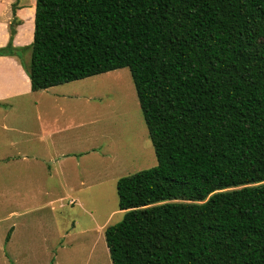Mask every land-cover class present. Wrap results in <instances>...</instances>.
Returning a JSON list of instances; mask_svg holds the SVG:
<instances>
[{
  "label": "trees",
  "instance_id": "obj_1",
  "mask_svg": "<svg viewBox=\"0 0 264 264\" xmlns=\"http://www.w3.org/2000/svg\"><path fill=\"white\" fill-rule=\"evenodd\" d=\"M31 91L127 68L155 167L116 182L112 264H264V0H36Z\"/></svg>",
  "mask_w": 264,
  "mask_h": 264
},
{
  "label": "rangeland",
  "instance_id": "obj_2",
  "mask_svg": "<svg viewBox=\"0 0 264 264\" xmlns=\"http://www.w3.org/2000/svg\"><path fill=\"white\" fill-rule=\"evenodd\" d=\"M5 1L0 0V22L10 14ZM14 1L11 0V4ZM35 2L19 0L17 10L32 9ZM31 16L24 12L18 19L20 24H25L22 33L29 34L32 29ZM11 19L6 28L5 24L0 25V39L6 29L9 35ZM83 82L74 84V90L92 97L88 114L95 119V124L88 127L89 144L101 151L91 154L92 158L84 168L88 172L84 176L90 185L82 187L85 191L78 195L76 205L71 207L65 200V207L57 210L56 202L53 208L49 205L54 201L53 197L62 192L55 180H44L39 175L14 179L11 173L16 168H11V163L0 162V264H112L104 232L102 236L100 231L99 235L82 233L91 225L86 213L95 209L94 215L90 216L93 223L105 221V227L120 222L123 213L117 206V180L155 167L157 160L129 70L118 69ZM30 105L29 102L17 105L20 119L12 124L11 109L0 108V158L11 156L8 145L11 127L23 130L37 126L34 108ZM91 202H94L93 206H90ZM73 222L75 230L70 232ZM66 232L73 235L72 239H64L60 246L58 236Z\"/></svg>",
  "mask_w": 264,
  "mask_h": 264
},
{
  "label": "crops",
  "instance_id": "obj_3",
  "mask_svg": "<svg viewBox=\"0 0 264 264\" xmlns=\"http://www.w3.org/2000/svg\"><path fill=\"white\" fill-rule=\"evenodd\" d=\"M5 2L10 14H7L5 20H1L0 25L5 24L6 28L12 18V12L11 0ZM24 12L32 14L31 22L34 21L35 6L32 9H19L15 15L19 19ZM2 22L4 23L1 24ZM24 27L25 24L22 23L16 28L13 38V45L16 47L32 42L33 22L29 34L22 33ZM8 38L6 29L3 38L0 39V47L6 45ZM86 80L32 92L29 78L17 59L0 57V108L4 111L11 109L12 124L20 119L16 112L17 105L29 102L32 104L30 106L34 108L35 125H37L34 128L28 126L23 130L15 126L11 127V141L8 143L11 147V156L2 157L4 161L0 162L5 165L11 163V168H16L12 172L13 174L11 173L14 179L17 177L24 179L23 175L27 179L39 175L44 180H55V184L62 192L53 197L54 201L49 205L53 208L56 202L57 210L65 207L63 203L65 200H68V205L71 207L76 205L78 195L85 191L82 190V187L90 185L84 176L88 173L84 168L88 165L89 158H92L90 155L97 154V151L101 152L97 146L89 144L88 127L95 124V119L89 117L88 114L92 97L77 94L75 93L77 91L74 90V84L78 85ZM21 107L22 104L19 108ZM24 181L26 180L22 182ZM74 183L77 185H73ZM93 205L94 202H91L90 206ZM94 212H96L95 209L87 211L86 214L91 225L84 228L82 233L99 235L100 231L102 236L106 222L93 223L90 216L94 215ZM108 218L107 220H109ZM71 227L70 232H73L75 230L74 222ZM13 230L12 226L11 234ZM72 236L67 232L59 235L60 246L63 245L64 239H70Z\"/></svg>",
  "mask_w": 264,
  "mask_h": 264
}]
</instances>
